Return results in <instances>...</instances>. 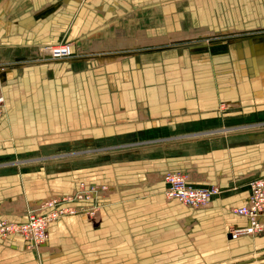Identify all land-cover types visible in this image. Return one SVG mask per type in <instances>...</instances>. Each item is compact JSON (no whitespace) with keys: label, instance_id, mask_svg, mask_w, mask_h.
<instances>
[{"label":"crops","instance_id":"obj_1","mask_svg":"<svg viewBox=\"0 0 264 264\" xmlns=\"http://www.w3.org/2000/svg\"><path fill=\"white\" fill-rule=\"evenodd\" d=\"M64 38L73 39L71 59L32 58L36 46ZM1 66L8 69L0 73L6 104L0 154L37 153L53 142L69 147L130 140L159 125L219 117L226 106L234 118L264 119V0H0ZM250 132L192 137L168 160L157 154L112 164L105 181L97 169L94 179L80 180L85 190L89 183L109 188L84 207L97 209L93 223L79 214L66 218L50 226L44 246L63 251L56 255L98 253L99 264L129 250L138 262L178 254L186 233L212 252L208 257L216 255V244L245 248L239 256L263 250V237L228 238L230 227L246 224L231 208L244 206L250 182L264 176V141ZM171 170L186 173L198 188L218 187L220 194L209 208L185 216L178 201L164 198L163 176ZM60 172L64 187L52 192L57 180L39 182L42 170L29 178L0 176V209L29 196L37 184L43 197L80 190L70 169ZM21 247L35 254L20 236L0 240V264H9L2 259L9 249Z\"/></svg>","mask_w":264,"mask_h":264},{"label":"rangeland","instance_id":"obj_2","mask_svg":"<svg viewBox=\"0 0 264 264\" xmlns=\"http://www.w3.org/2000/svg\"><path fill=\"white\" fill-rule=\"evenodd\" d=\"M60 40L61 41L57 42V44L65 43L73 48V39L69 40L68 38H64ZM45 46L46 45L36 46L37 52L32 55V58L38 60V57L40 56V50ZM73 55L74 53H72V57ZM21 56L22 55H20V58ZM233 112L235 111H233L231 106H226V109L222 111L223 115L221 114L219 115V117H215L210 120H200L197 123L185 122L183 124L177 123L173 126L159 125V127H155L154 129L150 130L148 133L143 134L140 137H131L130 140L126 139L122 141L121 138H116L111 142L96 143L93 144V146L82 142V145L79 143H75V145L72 144L69 145V147H67L65 144L59 145L57 142H53V144L51 145H44L43 148L37 153H25L24 155L18 156L9 153H2L0 154V176L21 175L29 178L30 175L39 173L42 170L43 173L39 174V182L42 179H46L43 183L49 182L50 184V181L54 179L57 180L54 182L56 186L54 187L55 189L51 187V191H49L52 192L57 189L62 191L64 183L59 178V174L64 173H61L60 171L70 169L72 171V174L74 175V179H76L77 182L75 187H79L78 189L80 190H74L69 195H65L59 192H56L57 194H54V192V195L51 193L49 196L43 197V195L37 196L40 188V185L38 186L37 184L34 185V188H36L33 193L30 191L29 196L26 195L25 198L17 202H14V199L13 202L11 201L4 204L0 209V213L3 216L5 215L4 221L5 223H7V226H17L20 229L26 228V226H28V217L30 215L43 217L42 215L47 213V210L51 207L59 210L60 212H62L63 209H67L66 211L68 212L72 209H75L76 211H79V213H77L79 215L81 211H83L82 213H84L86 212L85 210H87V212H89L87 213L88 216L91 215L92 218H94L98 214L97 209L89 208L88 210L84 207H86L87 203H91L90 201L94 202L98 200V196L104 192H108L109 188L107 189L106 187L102 186H94L95 184L89 183L88 185L90 189L85 190L82 185L83 181L80 180H83V178L94 179L97 175V169L100 170L99 176L101 177L102 181L109 180L108 167L112 164H123L124 162L134 163L149 159L154 160V158H158V156H155L157 154H159V156L163 159L168 160L176 153L181 154V151L178 152L173 149L180 148L186 145V141L188 139L198 136L202 137L203 135H213L214 133H217L219 131L224 132L227 129L240 130L243 128L246 131H251L249 134H257L256 136L259 137L258 139L264 141L263 118H234L233 116H231ZM95 156L96 158H87ZM93 159H95V161H91ZM66 163H68V166ZM86 168L88 169V171H90L89 174H78L80 171ZM171 171L183 173L180 171ZM121 172H123V168H121V170L120 168H116L115 173L118 175V177L123 176ZM50 175L53 176L48 177ZM262 175H264V169ZM116 180L119 179L116 178ZM69 197L73 198L72 201H68ZM80 197L83 199H81ZM74 204H76L77 207H73ZM177 204L180 206L183 215L185 216L186 212L189 211H201V209L192 210L188 207H184L179 203ZM90 206H94V204ZM64 215L62 213H59L58 217L55 218L56 220L52 221L49 224L46 236L47 242L50 241L48 233L50 230V226L62 222L66 220V218L76 216ZM7 226H5V228ZM188 226H190V224L186 223L184 225V229L187 230ZM26 229L23 230L25 231ZM14 234L16 233H12L11 235L10 232L6 231V229L0 228V240L6 242L10 241V239L14 237L17 238V235ZM185 235L186 246L180 247V252L178 254H173V250H171L170 255H164L163 257H152L151 255H148L147 257L144 256V258H140L138 262V260H136L137 256H135V259L131 258V253H129V250L122 251V255L120 256L119 254L114 256L107 255L105 257V261H107V264H115V259L122 260L121 263L123 264H130V262H135L138 264H244L247 260V262H249L246 264H264V259H260L261 257H264V249L257 252L253 251V249H250L251 252H247L246 254L239 256V254L236 252L239 251V249L243 248H239L237 246H235V248H232L226 246L225 244H216L212 245V251L217 256L215 255L212 257H208L212 254V252L206 253L207 251L201 249L199 246H195V242L193 243L192 239L190 238H193L191 234L186 233ZM22 240L26 246L28 245V243L30 244V241L25 239V237L24 239L22 238ZM44 245L45 243L41 246H36L37 250H45V252L42 253L41 256L36 255V250H33L35 252V254H33L28 249L21 247L19 250L12 249L14 251L9 249L10 252L7 253V255L2 259H10L9 264H18L19 258H24L23 260H21L22 264H57V261L59 260L60 264H99L98 262L100 261V259H102V257H98V253L56 255L61 252L63 253V251L57 250V248L55 249V246L53 245ZM28 247L30 248V245H28ZM183 249H185V252H183ZM234 249L235 253L233 252ZM243 250H245V248ZM2 251H4V249H0V253ZM131 252L133 253V251ZM55 257H59V259L57 260L55 259ZM257 259L260 260L256 262L255 260Z\"/></svg>","mask_w":264,"mask_h":264},{"label":"built area","instance_id":"obj_3","mask_svg":"<svg viewBox=\"0 0 264 264\" xmlns=\"http://www.w3.org/2000/svg\"><path fill=\"white\" fill-rule=\"evenodd\" d=\"M73 49L70 45L65 43L49 44L40 50V56L35 61H64L69 60L72 57ZM8 66H1L0 73L6 71ZM6 104L5 96L2 89V79L0 75V123L5 119ZM248 199L244 206L231 208V213L240 219H243L246 224L244 227H230L228 236L232 239L250 238L257 239L264 237V177L250 182ZM163 184L165 186L164 198L168 201L175 200L181 203L184 207H188L192 210L207 209L211 206L213 200L219 195L220 190L218 187L203 188L196 187L190 184L188 176L184 173L172 172L163 176ZM81 198V197H80ZM86 198V197H85ZM73 198L69 197L68 201H72ZM83 199V198H81ZM87 199V198H86ZM67 209H63L62 212L51 207L47 210V213L43 214V217L36 215H30L28 217L29 223L26 226L25 231L17 226H7L4 220L0 219V228L6 229L7 232L16 233L14 235H20L23 239L30 241V249L36 250V246L43 245L47 242V230L49 224L55 221L59 213L65 214ZM70 210V209H69ZM80 216L87 218L88 222L93 223L91 215L82 213ZM79 211L75 209L70 210L69 214L76 215ZM64 215V216H65ZM5 226H7L5 228ZM14 228V229H13ZM15 230V232H14ZM7 238V237H6ZM29 248V247H28Z\"/></svg>","mask_w":264,"mask_h":264},{"label":"bare ground","instance_id":"obj_4","mask_svg":"<svg viewBox=\"0 0 264 264\" xmlns=\"http://www.w3.org/2000/svg\"><path fill=\"white\" fill-rule=\"evenodd\" d=\"M103 190V189H102ZM81 191H83V190H81ZM80 191V192H81ZM171 201V200H170ZM70 213V211L68 212V211H65V214H69ZM64 215V214H63ZM20 236V235H19ZM40 252V250H37V254Z\"/></svg>","mask_w":264,"mask_h":264},{"label":"water","instance_id":"obj_5","mask_svg":"<svg viewBox=\"0 0 264 264\" xmlns=\"http://www.w3.org/2000/svg\"><path fill=\"white\" fill-rule=\"evenodd\" d=\"M43 16H44V14L41 15V17H43ZM228 238L231 240V238H230L229 236H228ZM255 240H258V239H255ZM263 256H264V255H263Z\"/></svg>","mask_w":264,"mask_h":264}]
</instances>
